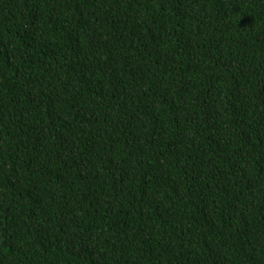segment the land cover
<instances>
[{
	"label": "trees",
	"instance_id": "1",
	"mask_svg": "<svg viewBox=\"0 0 264 264\" xmlns=\"http://www.w3.org/2000/svg\"><path fill=\"white\" fill-rule=\"evenodd\" d=\"M0 264H264V0H0Z\"/></svg>",
	"mask_w": 264,
	"mask_h": 264
}]
</instances>
